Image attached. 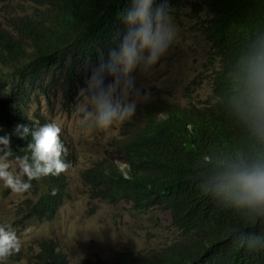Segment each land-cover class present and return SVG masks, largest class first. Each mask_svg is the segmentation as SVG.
<instances>
[{
	"label": "trees",
	"instance_id": "trees-1",
	"mask_svg": "<svg viewBox=\"0 0 264 264\" xmlns=\"http://www.w3.org/2000/svg\"><path fill=\"white\" fill-rule=\"evenodd\" d=\"M25 1L29 7L0 22V135L17 124L35 130L51 123L37 111L27 114L37 96L47 104L58 99L65 109L75 102L91 70L118 50L132 2ZM159 3L155 0L154 7ZM168 3L169 9L190 3L206 12L198 32L215 58L209 93L181 106L145 102L113 151L82 170L81 181L92 199L169 215L173 240L147 257H124L114 264H264V248L243 244L247 235L259 237L256 247L264 245V212L234 203L221 188L234 166L264 161V99L251 79L264 69V0ZM60 138L70 163L69 145ZM31 142V134L25 140L13 135L8 159L23 157ZM31 184L17 213L27 221L50 220L65 196L64 173ZM34 244L41 263L68 264L54 239ZM21 252L9 258L16 260Z\"/></svg>",
	"mask_w": 264,
	"mask_h": 264
},
{
	"label": "rangeland",
	"instance_id": "rangeland-1",
	"mask_svg": "<svg viewBox=\"0 0 264 264\" xmlns=\"http://www.w3.org/2000/svg\"><path fill=\"white\" fill-rule=\"evenodd\" d=\"M26 7L29 2L25 0H0V22L9 13ZM168 15L175 37L155 64H141L134 71L136 87L151 97L139 100L130 120L103 130L83 126L77 112L84 99L80 90L68 109L61 107L58 99L47 104L40 96L28 104V115L37 111L61 126L72 157L64 173L65 196L50 220L20 218L18 206L29 194H14L0 181V226H12L23 253L16 260L8 258L0 264H44L35 257L34 243L41 238L54 239L68 264H114L124 257H147L175 238L166 211L137 213L123 201L92 199L81 181L82 170L113 151L114 143L126 131L125 125L136 120L145 102L181 106L204 99L209 93L215 58L198 32L206 12L186 3L176 9L168 8ZM8 160L12 164L10 170L18 174L16 160Z\"/></svg>",
	"mask_w": 264,
	"mask_h": 264
},
{
	"label": "clouds",
	"instance_id": "clouds-1",
	"mask_svg": "<svg viewBox=\"0 0 264 264\" xmlns=\"http://www.w3.org/2000/svg\"><path fill=\"white\" fill-rule=\"evenodd\" d=\"M155 0H132L123 22L127 26L118 50H112L107 60L91 70L85 87L80 89L84 99L77 107L81 124L85 127L107 129L113 124L130 120L136 113L140 99L148 100L151 94L136 87L134 71L143 64H155L172 43L175 32L168 15V0L154 7ZM107 76H113L106 83ZM252 84L258 98L264 99V69L258 68L252 75ZM2 131V129H0ZM61 126L47 123L30 130L17 124L11 132L0 135V181L14 194L28 192L33 180L49 175L59 176L67 172L70 163L65 160L67 148L61 141ZM31 134L32 141L22 150L23 157H16L19 173L11 171L8 157L12 155L11 137L25 140ZM26 177L27 179H23ZM221 188L234 203L264 212V161L241 163L234 166L223 178ZM53 189L51 195L55 196ZM259 237L245 235L243 244L254 249ZM21 241L11 225L0 226V262L19 253Z\"/></svg>",
	"mask_w": 264,
	"mask_h": 264
}]
</instances>
